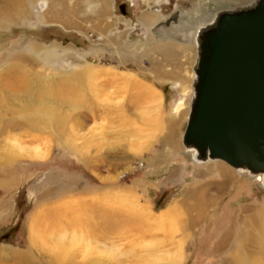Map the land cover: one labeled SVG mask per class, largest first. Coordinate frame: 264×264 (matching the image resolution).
<instances>
[{
  "label": "rangeland",
  "instance_id": "374dc122",
  "mask_svg": "<svg viewBox=\"0 0 264 264\" xmlns=\"http://www.w3.org/2000/svg\"><path fill=\"white\" fill-rule=\"evenodd\" d=\"M246 1L27 0L26 13L0 17L1 87L18 71L49 85L55 102H45L53 116L37 113L47 128L32 126L30 110L5 115L0 264H239L242 245L264 253L245 241L264 230L252 218L264 221L261 180L220 160L198 163L183 144L198 57L192 32L205 14ZM53 6L62 15L45 19ZM180 20L188 38L164 37ZM63 83L64 106L63 90H52ZM220 164L234 179L187 226V195L220 181ZM198 167L217 171L203 178ZM169 204L183 207L170 216Z\"/></svg>",
  "mask_w": 264,
  "mask_h": 264
},
{
  "label": "water",
  "instance_id": "95a60500",
  "mask_svg": "<svg viewBox=\"0 0 264 264\" xmlns=\"http://www.w3.org/2000/svg\"><path fill=\"white\" fill-rule=\"evenodd\" d=\"M196 37L186 151L261 176L264 188V0L219 10ZM200 159V160H199Z\"/></svg>",
  "mask_w": 264,
  "mask_h": 264
},
{
  "label": "bare ground",
  "instance_id": "6f19581e",
  "mask_svg": "<svg viewBox=\"0 0 264 264\" xmlns=\"http://www.w3.org/2000/svg\"><path fill=\"white\" fill-rule=\"evenodd\" d=\"M26 1L27 0H0V17H2L3 19H9L10 20V19H13L15 16L18 17L20 14L26 13V9H25ZM255 1L256 0H248V1H246V3L250 4V3H253ZM64 8H65V6H64ZM218 11L219 10L216 9V10H214V11L208 13V14H205L203 16V19L201 20L200 24L192 32V36L194 37V39L197 38L196 35H197L198 31L200 30V28H202L203 26H207L209 23H212L214 21V19L216 18L215 16L218 13ZM61 15H62L61 14V10H59L57 7L53 6V7H50L48 12L45 15H43V16H45L44 17L45 19L53 20V19H58V17H60ZM1 20L2 19L0 18V21ZM2 21H4V20H2ZM63 23L65 25L68 24L65 21H63ZM182 24H184V26H187V25L189 26L190 25V23H188V22L185 23L183 20L182 21L180 20V22L177 23V24L173 23L169 29H167L165 31L163 30L162 34L165 35L164 37H167L169 39L173 38L176 41L181 42V38L187 39L188 38L187 35L191 34V32L187 33V31H184L182 29V26H181ZM191 70L193 71L192 68H191ZM17 72L18 71H16L15 74L11 75L12 76L11 77V82H8L9 83L8 85L6 84V85H4L2 87L0 85V142L1 143H5L7 141L6 140L7 136H5V134L8 133V131L10 129V125H11V124L9 125L7 122H5V121H7V119H4L6 114L8 115L9 113L10 114L17 113V112H20L21 110L23 112H25L27 110H30L31 111V115L32 116L35 115V118L34 117H29L28 119H30L29 122L31 121V123L33 124V125L32 124L31 125L34 128H39V127H41V128L46 127L47 128L46 123H42L43 121L40 120L39 118H37V113L49 114V115L53 114V113L50 112V111H52L51 109H53V108L46 107V104H45L46 101H48L51 106H53V104L55 103L52 100L54 97L51 98L52 95H51V93H49V87H48L49 85L46 84L45 86H43L41 84V80L35 81L34 83L26 81V80L22 79L21 78L22 76L18 75L19 73H17ZM194 77H195V75H194ZM56 83H58V81H55V84ZM55 86L52 88V90L55 89V88H57L58 91L59 90H63L62 93L57 92L58 94L60 93V94L63 95L62 96V95L59 94L60 95L59 99H60L61 105L64 106L62 104L63 101L66 103V105H67V103L69 104L70 103L69 99L68 98L64 99L62 97H65V95L69 92L70 88H68L65 83H63L62 86L60 85L59 87H55ZM98 87H100V86H98ZM23 91H26L25 94L23 93L24 96L21 93ZM72 91H73V89H72ZM70 94H72V92ZM71 96H73V95H71ZM69 98H70V96H69ZM55 101H57V100H55ZM55 105H57V104H55ZM55 112H57V111H55ZM61 122L53 124L55 130L58 127L60 129L63 127L62 125H60ZM53 125H52V127H53ZM12 127L15 128V129L23 128V125H21V123L17 122L16 124H13ZM14 145H16V144H14ZM35 150L36 149L34 148L33 151H35ZM31 152L32 151H30L29 153L31 154ZM191 152L195 153L198 156V153H197L196 150L192 149ZM38 158H40V157H38ZM189 159H190V156H189ZM222 162H224V161H222ZM256 177L259 179V181L261 180V176H256ZM206 188H202L201 187L199 189H195V190L191 191L186 197L188 200L189 199H193V204H188V211H190V217L186 221V223H187V226H189V227H191V225H193L195 223V221L199 220V216H200V213L202 212V209H204V207H206V204H210V202H212L214 197H215V195L214 194H210L209 191H207L208 189H206ZM215 192H217V191H215ZM188 200H186V201H188ZM252 218H254V219L257 218L258 225L262 228V226L264 225V221L260 220L256 213L252 214ZM122 220H123L122 217H116L115 218V223L119 222V221H122ZM34 221H35V219L33 220L32 223H34ZM31 225H33V224H31ZM262 231L263 232H260L259 234H256V233H253V232L252 233L251 232L247 233V236L245 237L246 238L245 241L247 242L248 245H250L251 248L252 247L260 248L259 246H262V243L264 244V230L262 229ZM32 232H31V234H32L31 239H35L37 237L36 236L37 234L36 233L33 234ZM228 233L229 232H227V234ZM225 237H227V236H225ZM224 241H225V239L219 240L217 242V245L220 244V246H221V244H223ZM243 241H244V238H243L242 242ZM158 248H159V246H156V247H153V249H150V250L148 249L146 252L151 251V253H149V255H150V254L153 253V251H156V250L159 251ZM249 249L250 248H247L246 246L242 245L241 251L236 253V255L234 256L235 257L234 258L235 259L234 262L237 261L240 264V263H243V262H247L249 259L255 260L256 257L257 258H261L264 261V253L263 252H258L257 249H255L253 251H249ZM172 251H174V250H172ZM255 251H257V252H255ZM146 252H144V254ZM157 254H158V252H156L155 257L157 256ZM172 257H175V256L173 255ZM156 259L154 261H156ZM253 260H251V261H253ZM231 263H232V261H231ZM253 263H251V264H253ZM246 264H250V260Z\"/></svg>",
  "mask_w": 264,
  "mask_h": 264
},
{
  "label": "crops",
  "instance_id": "0c3cea01",
  "mask_svg": "<svg viewBox=\"0 0 264 264\" xmlns=\"http://www.w3.org/2000/svg\"><path fill=\"white\" fill-rule=\"evenodd\" d=\"M219 167L221 168L219 170L220 172H225L224 175H221L222 179L220 181H217V179L214 178L212 180L213 182L211 184H209V186H204L203 187V188H206L207 187L206 188V189H208L207 191H209L210 194H214L215 196H218V194L222 195L226 191L227 185L229 183H231L232 180L234 179V175L232 174V171L225 170V166L223 164L222 165L220 164ZM213 170H216L217 171V169H215V168L214 169L212 168V169L209 170V168L198 167V169H197V172H198L197 173V176H200V177L205 178L208 175L209 172L210 173H214ZM199 188H201V187H199ZM215 191H217V192H215ZM177 202L179 203V201H175L174 204H178ZM174 204H172V205L169 204L168 206H166L164 208L165 211L169 208L170 216H171L172 213H174V212H171V210H174L177 207L176 210L179 213V210L181 209V207H183V205L174 206ZM22 261L19 263V260H17V261L14 262V264H25V262L22 263ZM28 264H31V263H28Z\"/></svg>",
  "mask_w": 264,
  "mask_h": 264
}]
</instances>
